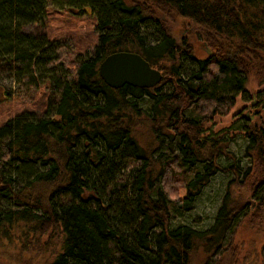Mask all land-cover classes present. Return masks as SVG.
Masks as SVG:
<instances>
[{
  "label": "trees",
  "instance_id": "trees-1",
  "mask_svg": "<svg viewBox=\"0 0 264 264\" xmlns=\"http://www.w3.org/2000/svg\"><path fill=\"white\" fill-rule=\"evenodd\" d=\"M50 6L92 17L94 45L75 52L68 37L25 32L46 22ZM177 18L200 27L211 54L198 57L195 45L173 36L166 21ZM121 51L140 54L161 81L106 84L100 63ZM261 51L264 0H0V78L15 82L22 99L44 88L40 110L0 125V256L17 264H191L200 248L203 264H217L238 226L262 219L264 126L241 120L247 146L237 156L231 127L207 125L239 95L248 98L253 72L264 81ZM218 173L228 179L213 224L175 223ZM246 188L254 209L236 193ZM262 257L264 264V248Z\"/></svg>",
  "mask_w": 264,
  "mask_h": 264
},
{
  "label": "rangeland",
  "instance_id": "rangeland-1",
  "mask_svg": "<svg viewBox=\"0 0 264 264\" xmlns=\"http://www.w3.org/2000/svg\"><path fill=\"white\" fill-rule=\"evenodd\" d=\"M48 12V18L44 24H27L24 31L32 34L45 33L51 36L52 39L68 37L73 41L75 52H83L87 47L94 45L97 35L93 29L92 17L76 15L54 6H50ZM166 25L179 42L187 40L195 45L198 57L204 58L211 53V49L205 41L198 38L200 27L191 20L184 18L168 19ZM259 54L264 59V51ZM227 55L229 57L235 56L234 50L232 48L228 50ZM15 89V82L5 77L0 78V125L24 110L41 109L43 87L34 93L32 99L18 97ZM245 89L248 92L247 99L239 95L228 114L215 116L207 125L213 132H222L224 129L231 127L229 129L230 133L227 135L231 139L230 149L237 156H242L247 146V139L241 133L242 128L239 127L241 120L246 116L251 124L264 126V81H261L253 72L249 76ZM243 163L244 165L248 163L247 158H243ZM227 179L225 173H218L212 177L204 186L193 208L182 217H176L174 222L189 224L198 229H204L212 225L226 191ZM184 192V189H180L181 195ZM236 193L243 201L252 203V209L255 208L257 199L251 196L249 188ZM231 243L232 245L228 247L229 251L226 252L227 255L225 253L224 256L220 257L217 264H261L262 249L264 248V210H262V219L258 224H251L244 220L238 226ZM206 259L205 252L199 248L193 254L191 264H203ZM0 264L17 263L9 262L0 256Z\"/></svg>",
  "mask_w": 264,
  "mask_h": 264
},
{
  "label": "water",
  "instance_id": "water-1",
  "mask_svg": "<svg viewBox=\"0 0 264 264\" xmlns=\"http://www.w3.org/2000/svg\"><path fill=\"white\" fill-rule=\"evenodd\" d=\"M101 78L111 87L125 84L149 88L162 79L160 70L152 67L140 54L134 52H115L108 55L99 66Z\"/></svg>",
  "mask_w": 264,
  "mask_h": 264
},
{
  "label": "flooded vegetation",
  "instance_id": "flooded-vegetation-1",
  "mask_svg": "<svg viewBox=\"0 0 264 264\" xmlns=\"http://www.w3.org/2000/svg\"><path fill=\"white\" fill-rule=\"evenodd\" d=\"M211 54V53H210ZM246 117V116H245Z\"/></svg>",
  "mask_w": 264,
  "mask_h": 264
}]
</instances>
